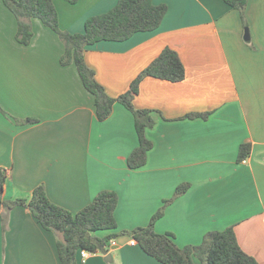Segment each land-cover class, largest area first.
<instances>
[{"label":"crops","instance_id":"0c3cea01","mask_svg":"<svg viewBox=\"0 0 264 264\" xmlns=\"http://www.w3.org/2000/svg\"><path fill=\"white\" fill-rule=\"evenodd\" d=\"M116 2L54 5L60 28L75 33ZM152 2L167 6L156 29L98 41L84 52L112 97L126 92L166 46L184 65L180 81L141 80L133 105L151 110L154 124L146 135L153 146L145 164L131 169L127 157L138 143L131 112L115 102L110 115L98 120L75 65L60 64L64 45L58 35L32 18L30 42L19 43L16 19L0 0L3 198H29L42 185L50 201L77 212L99 191L112 190L118 197L115 245L85 259L78 250L75 264H162L121 231L146 226L176 187L188 183L165 205L154 230L171 232L183 247L232 225L242 250L264 264V0L247 1L246 25L224 0ZM205 112L206 118L184 117ZM243 143L250 145L245 162L238 159ZM56 240L27 208H0V264H61Z\"/></svg>","mask_w":264,"mask_h":264},{"label":"trees","instance_id":"16d2710c","mask_svg":"<svg viewBox=\"0 0 264 264\" xmlns=\"http://www.w3.org/2000/svg\"><path fill=\"white\" fill-rule=\"evenodd\" d=\"M1 1L16 19L15 39L19 43L26 45L30 42L33 35L32 18L39 19L43 25L58 35L64 45V51L59 59L60 64L75 65L84 88L93 96L98 120L102 121L110 115L115 102L122 104L131 112L138 143L128 155L127 165L131 169L143 166L147 152L153 146L146 135V129L154 124V120L150 115L151 110L136 108L133 105V98L138 93L141 80L146 76L172 82L182 80L185 69L178 53L167 46L162 48L130 82L126 92L112 97L95 79L94 70L85 62L84 52L88 46L98 41H123L136 32L156 29L166 13V4H154L152 0H117L107 11L88 17L82 32L71 33L60 28L54 0ZM247 1L224 0L228 6L239 11L244 25H246L244 8ZM209 113H191L184 117L206 118ZM249 151L248 143L241 144L238 159L247 157ZM6 179V170L0 168V208L9 210L15 206H23L44 229L54 232L57 236L56 248L61 264H75L76 253L81 249L90 253L108 252V241L117 236L112 232L117 228L114 209L118 197L114 191L101 190L86 206L77 212H71L50 201L42 185L36 186L29 198L5 200L3 190ZM188 186V183L179 184L173 196L164 201L146 226L121 233L131 236L146 254L162 264H258L254 257L242 250L232 225L222 230H210L204 234L199 244L183 247L175 243L171 232L158 233L154 230V223L162 216L165 205L183 194ZM2 222L3 225L6 224L5 215H2ZM104 231L107 233L102 234Z\"/></svg>","mask_w":264,"mask_h":264},{"label":"built area","instance_id":"2783aa9c","mask_svg":"<svg viewBox=\"0 0 264 264\" xmlns=\"http://www.w3.org/2000/svg\"><path fill=\"white\" fill-rule=\"evenodd\" d=\"M246 161V159L244 158L243 159V162H245ZM129 243L131 244V245H135L137 242L134 240V239H130L129 240ZM113 245H115V241L113 240V239H110L109 241H108V250H109V248L111 247V246H113ZM80 251V254H81V256H82V258L83 259H85L88 255H89V253L90 252H88V251H86V250H84V249H81V250H79Z\"/></svg>","mask_w":264,"mask_h":264},{"label":"water","instance_id":"95a60500","mask_svg":"<svg viewBox=\"0 0 264 264\" xmlns=\"http://www.w3.org/2000/svg\"><path fill=\"white\" fill-rule=\"evenodd\" d=\"M244 38L247 40L248 38H249V34H248V30L247 29H245V31H244ZM110 257V256H109ZM108 260V255L105 257V261H107Z\"/></svg>","mask_w":264,"mask_h":264}]
</instances>
